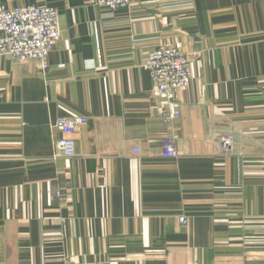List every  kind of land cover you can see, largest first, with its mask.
<instances>
[{"label": "crops", "instance_id": "0c3cea01", "mask_svg": "<svg viewBox=\"0 0 264 264\" xmlns=\"http://www.w3.org/2000/svg\"><path fill=\"white\" fill-rule=\"evenodd\" d=\"M1 4L52 6L61 34L47 69L0 56V264H264V0ZM161 45L191 61L171 124L143 67Z\"/></svg>", "mask_w": 264, "mask_h": 264}, {"label": "built area", "instance_id": "2783aa9c", "mask_svg": "<svg viewBox=\"0 0 264 264\" xmlns=\"http://www.w3.org/2000/svg\"><path fill=\"white\" fill-rule=\"evenodd\" d=\"M132 1L92 0L94 5L108 10L130 7ZM60 34L59 11L52 6L0 5V56H10L22 62L37 61L42 69H47L49 55L58 43ZM143 67L152 76L156 96L165 102L161 119L171 124L180 116V110L174 106L178 102V94L189 85L192 78L190 58L177 47L161 45L148 54ZM87 121L86 116L76 113L57 118L54 126L61 136L55 144V157L75 156L76 142L73 135ZM160 143L163 157L178 156L174 138L165 136ZM234 145V136L227 134L221 138L218 148L228 152L234 149ZM180 222H187L185 216L180 217Z\"/></svg>", "mask_w": 264, "mask_h": 264}]
</instances>
